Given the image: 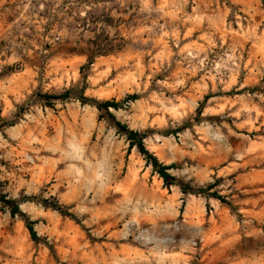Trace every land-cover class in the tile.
<instances>
[{
    "label": "rangeland",
    "instance_id": "374dc122",
    "mask_svg": "<svg viewBox=\"0 0 264 264\" xmlns=\"http://www.w3.org/2000/svg\"><path fill=\"white\" fill-rule=\"evenodd\" d=\"M0 264H264V0H0Z\"/></svg>",
    "mask_w": 264,
    "mask_h": 264
},
{
    "label": "trees",
    "instance_id": "16d2710c",
    "mask_svg": "<svg viewBox=\"0 0 264 264\" xmlns=\"http://www.w3.org/2000/svg\"><path fill=\"white\" fill-rule=\"evenodd\" d=\"M86 97H83V99H85ZM130 99H136L137 95H129ZM99 108H110V107H114L117 108L119 107L120 103L118 101L115 100H106V101H98L97 103ZM117 124L120 126V128H122L127 136V138L129 139L130 143L129 146L132 149L133 147H137L140 152L145 155L148 158L149 163L153 166L154 171L157 172L160 177L164 180L165 184L170 186L172 184H175V176H173L170 173V169L174 167V164H164L162 162L159 161V159L157 158L156 155H154L153 153H151L145 146L144 144V139H145V134L140 133L137 130L134 129H130L126 124L121 123L120 121L117 122ZM182 190L184 192H188L187 188L182 186ZM218 198L221 199L220 196H218ZM9 204H13L12 201H7ZM12 209L11 212L13 215L18 214L19 212V206L18 204H13L12 205ZM57 209L64 213L66 212L64 209H62L61 207H57ZM27 228L30 231V234L32 236L33 239H37L38 238V233L34 228V223L33 221H28L27 222Z\"/></svg>",
    "mask_w": 264,
    "mask_h": 264
}]
</instances>
